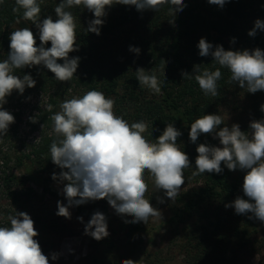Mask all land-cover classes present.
<instances>
[{
    "label": "trees",
    "instance_id": "trees-1",
    "mask_svg": "<svg viewBox=\"0 0 264 264\" xmlns=\"http://www.w3.org/2000/svg\"><path fill=\"white\" fill-rule=\"evenodd\" d=\"M59 2L43 0L41 17L52 15L55 19L54 8ZM184 2L187 7L176 15L175 25L168 22L173 19L169 14L170 5L162 6L156 13L151 10L140 13L134 6L116 5L105 17L99 36L86 31L88 21L94 18L92 13L84 10L83 6L68 9L76 18L79 46V51L70 53V56L80 57L79 67L72 80L59 82L50 71L40 66L16 70L15 74L20 76L31 74L36 86L26 88L23 95L14 91L4 105L14 115L15 123L10 125L6 136L0 137V226H10L6 217L14 214L16 209L27 212L34 220V226L61 233L54 223L49 226L45 224L48 218L35 209L34 198L26 189L27 184H35L44 195L63 197L55 188L59 184L51 178L53 172L59 173L61 170L50 159V144L55 136L51 134L53 122L49 117L59 111V104L66 98L98 90L115 100L114 111L117 115H122L130 123L146 121L149 133L152 126L158 129L153 132V136L146 133L150 140L159 136L168 123H174L182 132L178 143L189 155L193 166L184 170L185 184L182 189H187L182 190L174 202L169 199L166 223L176 232L185 225V241L181 248L187 263L243 264V254L261 253L258 264H264V253L261 252L264 249V224L235 214L233 208L224 207L238 195L243 196L245 173L240 170L229 171L225 167L221 174L193 176L197 145L207 142L218 146L219 141L202 134L193 144L188 136L190 124L196 118L204 114L224 117V110L236 107L239 103L244 104L245 115L249 120L264 118V113L260 111V105L264 104V91L247 93L246 89L229 83L230 72L222 68V78L217 82L220 94L216 97L206 96L194 79L182 78L181 75L182 71L191 73L194 64H201V69L209 70L219 67L211 56L198 55L197 44L201 37L214 46L222 45L225 50L256 47L264 50V32L258 30L255 37L247 35L257 18L264 20V0H231L223 9L210 5L207 0ZM14 6L15 0H3L0 3V61L7 58L11 31L31 27L34 33L37 32L30 21L15 23L17 16L12 12ZM233 37L236 38L235 44L230 43ZM36 39L39 45L38 36ZM130 45L140 48V54L130 52ZM50 46L49 42L46 47ZM141 67L148 74L154 72L157 75L161 81L162 95L153 94L139 86L136 69ZM37 98L39 100H35ZM33 100L36 103L30 104ZM49 103L53 105L52 112L46 110L45 106ZM25 107L29 109L26 112ZM34 115L37 120L35 123L29 119ZM37 139L38 142H35ZM145 178L153 186L147 173ZM148 189L152 190L146 193L145 198L157 208L160 204L156 197H163L164 193L155 192L154 188ZM108 205L106 200H99L74 208L88 220L97 210L111 218L113 216L108 212ZM195 217L202 223L195 227L189 226ZM122 218L116 220L120 230L126 231L129 224L124 223V220L128 217ZM136 230L140 228L134 224L130 232ZM255 235L260 237L254 238ZM109 238V245L114 246L115 242ZM39 244L44 254L48 255L51 250L49 242L42 239ZM163 263L161 257H156L152 264Z\"/></svg>",
    "mask_w": 264,
    "mask_h": 264
},
{
    "label": "clouds",
    "instance_id": "clouds-1",
    "mask_svg": "<svg viewBox=\"0 0 264 264\" xmlns=\"http://www.w3.org/2000/svg\"><path fill=\"white\" fill-rule=\"evenodd\" d=\"M42 2L15 0L12 8L17 16L16 24L21 20L30 21L37 32L34 33L31 27H23L9 34L7 58L0 61V137L6 136L10 125L15 123L14 115L4 108L8 97L14 91L23 95L26 88L36 86L31 74L17 75V69L40 66L59 82H68L75 76L80 57H72L70 53L79 51L77 25L68 9L83 6L92 13L94 18L88 21L86 31L99 36L105 17L116 5L134 6L140 13L147 10L156 13L162 6L170 5L169 14L173 19L168 22L172 25H175L176 15L187 7L184 0H60L54 8V19L52 15L41 17ZM229 2L231 0H207L220 9ZM258 30L264 32V20L259 18L247 35L255 37ZM49 42L51 46L46 47ZM235 42L236 38H231L230 43ZM197 48L199 56H211L219 67L209 70L194 64L191 73L182 71L181 75L194 79L204 95L216 97L220 94L217 82L222 78V68L230 72L228 82L246 89L247 93L264 91V50L259 47L225 50L222 45L214 46L204 37L199 39ZM129 51L139 55L141 50L130 45ZM136 80L140 87L153 94H163L161 81L154 72L148 74L144 68H137ZM45 107L52 112V104ZM114 107L113 98L102 91L89 90L82 96L66 98L59 104V111L49 117L53 122L51 134L55 136L50 144V159L61 170L53 172L51 178L62 185L59 194L67 201L66 204L57 201V216L71 219V208L106 200L117 215L132 217L124 220L126 224H147L150 218L162 219L161 210L145 198L149 187L146 173L153 182L154 191L164 193L163 197H156L158 203L163 204L164 197L174 202L180 195L185 184L184 170L193 166L189 155L178 143L182 132L174 123H168L159 136L150 140L148 135L153 136L158 129L152 126L149 133L146 121L130 123L117 115ZM260 111L264 113V104L260 105ZM35 116L29 117L33 123L37 122ZM202 134L217 139L219 145L207 142L197 145L192 175L221 174L225 167L229 171H243V196L238 195L224 207L264 224V118L250 120L248 130L243 131L238 123L229 126L225 117L219 114H204L190 124V142L196 144ZM77 219L84 222L82 216ZM6 220L10 226H0V264H50V260L59 259L60 253L53 252L50 257L44 254L36 239L39 232L34 227L35 222L27 212L15 209ZM84 234L96 241L108 237L105 214L95 211L85 224ZM122 264L141 262L124 259Z\"/></svg>",
    "mask_w": 264,
    "mask_h": 264
},
{
    "label": "rangeland",
    "instance_id": "rangeland-1",
    "mask_svg": "<svg viewBox=\"0 0 264 264\" xmlns=\"http://www.w3.org/2000/svg\"><path fill=\"white\" fill-rule=\"evenodd\" d=\"M35 100L30 104L36 103ZM28 107H25V112L29 110ZM224 111L225 123L229 126L233 123H238L241 130H247L250 120L245 115L243 103H239L236 107H229V109ZM228 116L230 118L227 120ZM25 120L26 117H24V122ZM35 136L36 134L32 135V137ZM150 181L152 180L150 179ZM148 186L149 188H154L150 183ZM55 188L60 191L62 185H56ZM26 189H28L34 198L35 209H38L43 217L49 219H45V224L49 226L54 223L58 229L57 231L61 232L55 233L49 229L42 230L41 226H34L39 232V236L36 239L39 242L45 239L51 246L48 256L50 257L53 252L60 253L59 259L56 261L50 260V264H122L124 259L140 260L141 264H152L155 262L156 257H161L164 261L163 264H189L181 248V244L185 241L183 233L185 225L180 226L179 231L176 232L170 229L166 223L169 215L168 204L170 203L167 197H164L165 202L163 204L159 203L160 205L157 207L162 212V219L150 218L147 224L143 222L137 223L135 225L140 230H136L135 232H130V229L134 225H130V223L126 231H121L119 228L120 224L116 219L120 218L123 220V218L117 215L110 205H108V212L113 216L107 218L110 235L101 241H96L84 234L85 224L89 220L79 214L74 207L70 209L72 213L71 219L56 215L57 201L67 203L64 197L58 198L44 195L42 190L33 183L27 184ZM184 189H187V187L182 190ZM149 190L152 189H148V192ZM80 216L83 217V223L77 219ZM131 219L132 217H128V220ZM201 223V220L195 217L189 222V226L195 227ZM109 237L115 242V245L112 244L114 246L109 245L110 243L107 241ZM256 237H260V235H255L254 238ZM261 252L264 253V249ZM259 254L245 253L241 257V263L258 264L261 257Z\"/></svg>",
    "mask_w": 264,
    "mask_h": 264
}]
</instances>
